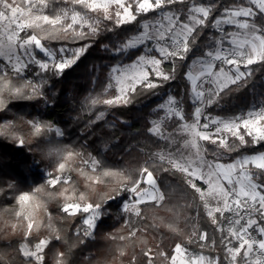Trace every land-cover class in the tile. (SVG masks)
I'll return each mask as SVG.
<instances>
[{"label":"snow or ice","instance_id":"6c2138e0","mask_svg":"<svg viewBox=\"0 0 264 264\" xmlns=\"http://www.w3.org/2000/svg\"><path fill=\"white\" fill-rule=\"evenodd\" d=\"M117 28L130 34L104 46L117 63L109 65L102 90L85 102L89 113L95 111L90 123L105 119L98 108L126 107L135 96L157 95L178 79L185 81L183 92L167 94L153 108L146 131L155 147L140 146L145 159L133 169L110 168L92 153L54 143L49 134L62 138L59 127L28 120L32 136L48 144L43 157L54 158L45 183L55 191L48 199L58 200L62 219L81 217L73 233L80 238L93 234L105 205L119 198L127 231L110 238L119 242L113 259L120 264L130 247L128 264H264V103L214 114L231 94L257 87L255 73L264 69V0H0V112L10 111L12 101L43 98L45 74L61 75L92 46L70 47L68 41H90ZM46 41L63 43L53 48ZM0 137L25 144L13 121L0 122ZM73 173L83 178L84 191ZM162 174L182 183L186 205L166 203ZM100 186L105 190L97 192ZM44 188L16 192L8 184L15 203L0 217L10 211L12 232L20 227L16 252L24 264H49L53 241L67 246L53 264H73L74 245L39 199ZM148 207L163 208L173 219L146 223ZM160 226L175 237L170 251L162 241L149 244L150 228ZM5 256L0 252V264H15V257Z\"/></svg>","mask_w":264,"mask_h":264},{"label":"trees","instance_id":"16d2710c","mask_svg":"<svg viewBox=\"0 0 264 264\" xmlns=\"http://www.w3.org/2000/svg\"><path fill=\"white\" fill-rule=\"evenodd\" d=\"M223 3H230L231 0H222ZM59 7L58 3L53 5ZM138 25H127L133 31ZM130 33L124 29L117 28L115 31H104L97 38L90 41H68L67 46L77 47L81 44L91 42L92 46L81 56L80 60L72 67L66 69L61 75L55 76L47 74L43 87V98L33 100H16L9 104L10 111L0 112V122L5 120L15 122L18 134L25 138V144L19 145L17 142L0 137V189H4L5 195H0V211L11 210L14 207L15 193H9L8 184L16 185V192H31L34 188L44 185V192L38 194L39 199L47 202L48 211L52 213L53 223L61 229V234L65 236L69 244L74 245L70 257L73 264H120L116 257V245L118 241L110 237L115 234H126L124 228L125 216L120 214V203L118 200L111 201L105 205L106 215L97 222L93 237H76L73 233L80 225L81 217L74 219L61 218L63 214L59 211L58 200H49L46 185L47 177L44 170H52L54 158L43 157V152L48 144L43 137H33L27 124L28 120L39 121L40 123L51 124L53 127H60L64 133L62 138L50 133L53 142L67 145L72 149L83 150L97 156L107 167L115 169H133L138 167L145 157L137 149L148 144L155 147L147 133L149 121L153 116V108L160 103L167 94L182 93L185 85L183 79L165 84L164 87L155 90L157 95L151 93L138 95L132 99L126 107L98 108L106 112L104 120L98 123H90L95 116V111L89 113L86 101L90 96L98 94L107 79L109 65L117 63L111 57V53L105 51V45H112L117 39H123ZM53 48L61 46L62 41H46ZM257 67V66H254ZM255 83L257 87L241 89L225 98L221 107L215 109V113L220 115H232L233 113L244 112L250 107L264 103V88L260 87L264 80V69L255 73ZM187 108V105H184ZM228 158L225 157V160ZM73 177L78 182L81 191L85 190L84 180L73 173ZM162 188L165 190L169 206L180 208L186 205L188 198L177 179L167 174L161 175ZM170 186V187H169ZM59 188V185L56 186ZM100 186L97 192L104 191ZM96 199V195L92 194ZM184 214H191V209L181 208ZM41 218L43 212L40 213ZM146 223L160 225L170 222L173 216L163 208L154 209L151 207L144 209ZM16 222L10 211L0 217V252L6 254L5 258L15 257V264H24L16 252L18 247L16 241L20 239L21 229L18 226L16 233H13L10 224ZM180 227H184L183 215L178 221ZM211 231V229L209 228ZM41 235H47L46 231ZM149 244L155 248L157 243H161L164 250L170 251L175 237L168 233L166 228H150L148 232ZM82 241V242H81ZM54 245V246H53ZM53 245L47 250L46 259L49 264H53L57 251H66L67 246L60 241H53ZM139 252V247L135 249ZM128 256L123 258V264H128L133 249H127ZM223 255L221 250H217ZM142 260V257H140ZM162 264V262H160Z\"/></svg>","mask_w":264,"mask_h":264},{"label":"rangeland","instance_id":"374dc122","mask_svg":"<svg viewBox=\"0 0 264 264\" xmlns=\"http://www.w3.org/2000/svg\"><path fill=\"white\" fill-rule=\"evenodd\" d=\"M17 2H19V0H17ZM0 64H3V60H0ZM45 76H46V78H47V74H45ZM169 94H172V93H169ZM172 95H173V94H172ZM165 98H166V97H165ZM165 98H164V99H165ZM164 99H163V100H164ZM256 106H258V105H256ZM253 107H255V106H253ZM153 118H155V114H154V113H153V116L151 117V119H153ZM5 121H8V120H5ZM5 121H4V122H5ZM59 128H60V127H59ZM60 129H61V128H60ZM61 130H62V129H61ZM48 171H51V170H48V169H45V170H44V174H45L46 177H47L46 174H47ZM117 200H118L119 203H120V199L117 198ZM106 211H108V210H106ZM119 212H120V214L124 215L125 218H126V214L122 212L121 203H120V210H119ZM93 235H94V232H93V234H92L90 237H93Z\"/></svg>","mask_w":264,"mask_h":264}]
</instances>
